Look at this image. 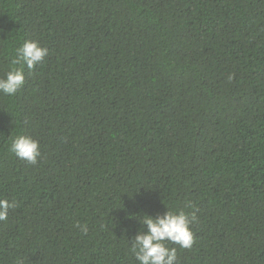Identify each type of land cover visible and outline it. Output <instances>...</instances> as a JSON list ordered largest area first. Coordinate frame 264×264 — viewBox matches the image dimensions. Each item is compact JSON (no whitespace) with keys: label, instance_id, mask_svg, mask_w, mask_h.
<instances>
[{"label":"trees","instance_id":"obj_1","mask_svg":"<svg viewBox=\"0 0 264 264\" xmlns=\"http://www.w3.org/2000/svg\"><path fill=\"white\" fill-rule=\"evenodd\" d=\"M25 41L49 55L0 93V264H138L167 210L197 216L177 264H264V0H0V77Z\"/></svg>","mask_w":264,"mask_h":264},{"label":"clouds","instance_id":"obj_2","mask_svg":"<svg viewBox=\"0 0 264 264\" xmlns=\"http://www.w3.org/2000/svg\"><path fill=\"white\" fill-rule=\"evenodd\" d=\"M49 55L46 47L35 41H25L15 50L13 65L3 77H0V93L15 95L24 85L23 68L32 70L40 65ZM19 65L20 67H16ZM232 77L230 76L229 79ZM9 151L18 159L35 165L41 155L39 142L30 136L18 135L11 140ZM190 206V205H189ZM16 207V202L0 199V221L8 218L9 211ZM195 212L188 214L184 211H166L155 218L144 215L143 226L147 231H140L131 241V253L138 264H177V249L167 244L178 245L182 249H190L194 244L191 231L192 223L196 222ZM76 227L87 234L86 224L77 223Z\"/></svg>","mask_w":264,"mask_h":264}]
</instances>
